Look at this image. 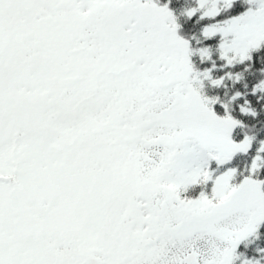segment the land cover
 <instances>
[{"label":"snow or ice","instance_id":"obj_1","mask_svg":"<svg viewBox=\"0 0 264 264\" xmlns=\"http://www.w3.org/2000/svg\"><path fill=\"white\" fill-rule=\"evenodd\" d=\"M0 264H264V0H0Z\"/></svg>","mask_w":264,"mask_h":264}]
</instances>
